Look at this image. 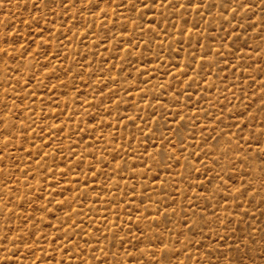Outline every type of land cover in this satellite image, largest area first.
<instances>
[{"label": "rangeland", "instance_id": "obj_1", "mask_svg": "<svg viewBox=\"0 0 264 264\" xmlns=\"http://www.w3.org/2000/svg\"><path fill=\"white\" fill-rule=\"evenodd\" d=\"M63 2L0 0V264H264V153L227 145L264 126V0Z\"/></svg>", "mask_w": 264, "mask_h": 264}, {"label": "snow or ice", "instance_id": "obj_2", "mask_svg": "<svg viewBox=\"0 0 264 264\" xmlns=\"http://www.w3.org/2000/svg\"><path fill=\"white\" fill-rule=\"evenodd\" d=\"M33 2L35 3V0H33ZM103 2H105V0H97V3H103ZM129 2L132 3V8L130 9V11H134L137 7H141V6L143 8H148L149 11H151L152 8H156L157 7V0H139L138 3L136 2V0H129ZM88 3L91 4L92 0H88ZM160 4L163 7H165V8H168L170 6L172 9H176V10H179V8H184L186 6H189V7L191 6V5L187 4V0H185V2H183V3H180L179 6H177V4L172 3V0H160ZM222 4L227 6V7H229V8H231L232 12L236 13L237 15L239 14V12H240V10L242 8H245V5L243 3H241L240 0H222ZM233 4H235V7L232 6ZM61 6L62 7H67V3H64L63 0H62ZM214 6H216L215 3L208 4V5H205L203 3H196L195 7L193 8V10L194 11L198 10L201 7H208L209 10H210ZM238 9H239V11H238ZM96 10H97L96 8H93V11H96ZM198 14H200V13H198ZM222 15L225 17V19H227V16H228L227 12L222 11ZM232 19L235 20L236 19V15H233ZM229 23H231V21H229ZM141 31H143V29H141ZM233 34H236L235 26H233ZM5 43H7V41H5ZM4 55H6V52L0 51V58H3ZM221 111L223 112V109ZM239 115H240L239 122L235 123V124H232L231 127L240 128V132L242 133L244 131V128H241L240 124L243 123L244 114L240 113ZM181 119H184V118L181 117ZM217 119H221V117H217ZM228 119L231 120L232 117L229 116ZM253 119H254V117H253ZM221 122H222V119H221ZM245 127H247V126L245 125ZM254 129H255V125H253V129L249 130V136L248 137H244V136L240 135L239 133H236V134L229 133V138H228V141H227V145L229 147L231 146V144L233 143L232 137H233V135H235V142L236 143H239V141H241V140H245L248 143L249 147H251L252 143L255 142L256 146L258 148H260V151L262 153H264V148L260 147L261 144L264 143V126H261V131L260 132H256ZM164 139H167V137H164ZM220 139H223V137H220ZM160 151L162 153V149ZM205 155L207 156L208 154L205 153ZM225 155H227V149H225ZM217 159L218 160L219 159H223V157H219ZM161 162H164L163 155H161ZM197 162L200 163V161H197ZM177 166H178V161H177ZM218 166L219 165L217 163V167ZM205 168L208 169V171L204 173V175L207 176L208 172H211V168L208 167L207 164H205ZM217 177L220 180H224V173L221 172V171H217L215 176L213 177V179H215ZM199 178H200L199 176L196 177V179H199ZM231 180H232V177L229 176L228 177V181H231ZM209 183H211V181H209ZM220 187L227 194V196H232L233 201H239L241 199V197L246 196V192L244 190H242V188H237L236 193H231V192L228 191L227 188L224 187V184H221ZM222 199H223V203L225 205H227V203H228L227 198L225 197V198H222ZM237 207L239 208L240 205L237 204ZM189 210H191V208ZM213 215H215V213ZM205 220H206V218L201 216L193 224H191V225L190 224H184L183 226L185 228H188L189 231L191 232V230L197 225L206 226L205 225ZM231 223H232V221H230V220L227 221V224H231ZM224 231L227 232L228 228L225 227ZM206 238L213 245L219 244L220 240H224L225 243H228L227 236H219L215 240H213L212 237H206ZM3 240H4V237H0V248H3V243H2ZM21 242L22 243H27V241H23L22 239H21ZM252 244H255L254 240L252 241ZM261 244L264 245V240H261ZM18 246H19L18 244H14L13 245L14 248L18 247ZM233 247L236 249L235 253L228 251V249H223V245H221V249H223V250L222 251L221 250H217V258L224 259L226 261V264H239L240 252L243 251V249L246 248V247L247 248H251L252 245H250L248 243V240H243V241H239L238 240V242L235 245L229 244V248H233ZM185 248H187V244H185ZM262 250H264V249H262ZM161 254L164 255V249L163 248H161ZM152 255H153V259H155V255L154 254H152ZM245 255H247L246 252H245ZM16 256H17V253L13 252L11 257H7V258L12 259V258H15ZM181 264H183V262H181Z\"/></svg>", "mask_w": 264, "mask_h": 264}]
</instances>
